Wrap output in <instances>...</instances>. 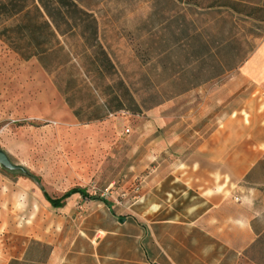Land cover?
Here are the masks:
<instances>
[{
    "label": "crops",
    "instance_id": "1",
    "mask_svg": "<svg viewBox=\"0 0 264 264\" xmlns=\"http://www.w3.org/2000/svg\"><path fill=\"white\" fill-rule=\"evenodd\" d=\"M135 7L0 0V42L75 122L143 112L148 171L127 208L73 195L47 235L7 232L3 264H264V0Z\"/></svg>",
    "mask_w": 264,
    "mask_h": 264
},
{
    "label": "rangeland",
    "instance_id": "2",
    "mask_svg": "<svg viewBox=\"0 0 264 264\" xmlns=\"http://www.w3.org/2000/svg\"><path fill=\"white\" fill-rule=\"evenodd\" d=\"M119 1L122 17H128L134 5L137 16L144 15L146 0ZM240 60L232 59L233 65ZM143 96L142 91L139 102ZM144 130L143 112L122 124L116 118L94 125L75 122L60 95L49 90L48 75L38 63L15 56L0 42V151L11 165L41 181L37 185L20 170L0 166V264L9 254L7 232L39 236L59 226L61 215L42 190L58 199L82 188L89 197L104 198L110 205H118L117 200L127 208V194L141 193L148 172L134 166L145 161ZM83 200L75 205L80 212H86Z\"/></svg>",
    "mask_w": 264,
    "mask_h": 264
},
{
    "label": "trees",
    "instance_id": "3",
    "mask_svg": "<svg viewBox=\"0 0 264 264\" xmlns=\"http://www.w3.org/2000/svg\"><path fill=\"white\" fill-rule=\"evenodd\" d=\"M19 171V170H18ZM20 173H22L23 175L29 177L35 184L40 185L41 181L40 178L35 177L34 175L20 170ZM44 198L46 200V202L53 208V209H61L64 207L66 200H68L69 198H71L73 195H79L87 200L90 201H101V199H99L98 197H89V195L87 194L85 189L82 188H73L67 192H65L60 198L58 199H53L51 197H49L47 195V193L42 190Z\"/></svg>",
    "mask_w": 264,
    "mask_h": 264
},
{
    "label": "water",
    "instance_id": "4",
    "mask_svg": "<svg viewBox=\"0 0 264 264\" xmlns=\"http://www.w3.org/2000/svg\"><path fill=\"white\" fill-rule=\"evenodd\" d=\"M0 166H2L4 169L11 170V171L20 170L18 169V167L11 165L7 156L2 151H0Z\"/></svg>",
    "mask_w": 264,
    "mask_h": 264
}]
</instances>
